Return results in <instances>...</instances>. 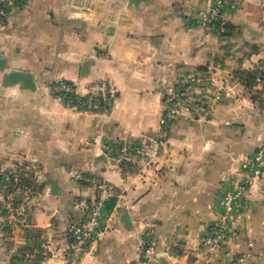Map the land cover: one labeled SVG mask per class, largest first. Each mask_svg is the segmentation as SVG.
I'll use <instances>...</instances> for the list:
<instances>
[{
    "label": "crops",
    "instance_id": "crops-1",
    "mask_svg": "<svg viewBox=\"0 0 264 264\" xmlns=\"http://www.w3.org/2000/svg\"><path fill=\"white\" fill-rule=\"evenodd\" d=\"M5 3L0 168L22 164L27 184L11 209L0 200V264H137L146 233L148 264H264V172L222 245L205 244L264 138V0H236L225 35L192 24L211 0ZM185 71L203 72V85L164 129L165 94ZM61 82L74 92L55 90ZM94 91L111 96L108 110L76 106ZM100 143L131 150L109 159ZM99 197L104 231L72 260L68 229Z\"/></svg>",
    "mask_w": 264,
    "mask_h": 264
},
{
    "label": "built area",
    "instance_id": "built-area-1",
    "mask_svg": "<svg viewBox=\"0 0 264 264\" xmlns=\"http://www.w3.org/2000/svg\"><path fill=\"white\" fill-rule=\"evenodd\" d=\"M236 7V0H211V4L204 10L198 11L192 19V24L207 30L213 31L219 35H225L228 32L225 11L232 10ZM7 7L5 0H0V24L7 19ZM203 72L185 71L179 75L177 83L167 91L164 102L166 104L164 114L161 120L162 128L166 129L169 122L179 116L180 102L186 99L190 87L201 89L204 80ZM55 90L64 94L74 92V86L70 83H58L53 86ZM100 92V93H99ZM87 93L84 98L76 100V106L85 109L108 110L110 107L111 96H104L101 91ZM204 92L199 91V98L196 105L206 107L203 99ZM100 149L107 158L122 160L130 153L131 148L126 144L112 146L109 143H100ZM24 166L22 164L13 165L12 169L7 171L5 165L0 168V200L5 201L7 208L13 206L12 193L20 191L26 186V179L23 174ZM264 172V138L261 139L256 148L243 158L239 170L236 172L240 178L237 187L230 193L226 194L220 200V221L214 226L205 239V244L210 250L218 248L227 237V221L231 212L241 206V198L244 193L253 189ZM76 179L83 181L96 182L81 174H77ZM103 198L99 197L89 207L86 216L78 222L73 223L68 229L70 239L69 254L72 260L79 258V255L87 250L95 239L104 231L103 226ZM12 216L7 217L6 226H12ZM155 252L154 242L148 233L144 234L140 246L136 253L137 264H148ZM227 264H247L243 256L234 258Z\"/></svg>",
    "mask_w": 264,
    "mask_h": 264
}]
</instances>
